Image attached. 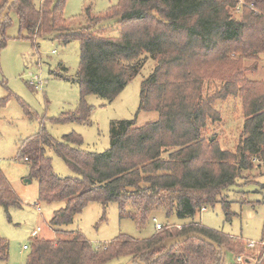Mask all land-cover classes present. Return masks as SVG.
I'll return each instance as SVG.
<instances>
[{
	"label": "trees",
	"instance_id": "trees-1",
	"mask_svg": "<svg viewBox=\"0 0 264 264\" xmlns=\"http://www.w3.org/2000/svg\"><path fill=\"white\" fill-rule=\"evenodd\" d=\"M66 2L43 0L38 7L35 0H16L12 8L27 40L56 35L64 45L80 43V71L72 79L80 87L78 109L52 123L89 124L92 108L86 97L114 101L149 56L156 67L142 83L138 114L155 112L159 117L142 127L136 119L115 121L104 153L81 149L83 140L74 133L54 141L44 129L25 141L20 158L29 165L30 179L39 182V201L65 203L51 225L72 224L90 203L104 209L117 204L120 218L131 219L141 229L157 211L168 216L176 212L188 223L180 229L162 225L145 240L121 236L100 248L81 233L61 240L35 237L26 264H108L121 257L132 264H221L228 253L243 254L248 243L206 228L195 217L203 207L220 203L230 222L235 214L225 193L257 161L264 163V80H250L246 73L256 72V66H245L264 54V0H120L104 14L87 9L88 25L78 30L64 16ZM7 4L0 0V21ZM110 20L117 21L119 37L92 33ZM10 25L8 16L0 29ZM211 83L220 89L208 95ZM230 98L241 101L244 122L236 149L224 150L206 132L221 120L216 103ZM48 151L77 177L56 176ZM0 205L7 211L21 207L1 172ZM189 233L204 235L219 247L190 238L167 253L169 239ZM8 252V243L0 237V260H8Z\"/></svg>",
	"mask_w": 264,
	"mask_h": 264
},
{
	"label": "rangeland",
	"instance_id": "rangeland-1",
	"mask_svg": "<svg viewBox=\"0 0 264 264\" xmlns=\"http://www.w3.org/2000/svg\"><path fill=\"white\" fill-rule=\"evenodd\" d=\"M42 1L35 0V3L40 7ZM119 1L67 0L64 16L71 28L78 30L88 25L87 9H91L94 15L104 14ZM9 16L11 25L5 30L0 29V172L7 179L21 207H11L7 211L0 205V237L9 247L8 260H0V264H26L30 251L25 246L29 247L35 237L61 240L81 233L94 248H100L121 236L134 240L152 237L157 232L154 219L165 226H180L179 229L187 224L188 221L180 220L176 212L168 216L163 211H157L141 229L131 219L120 218L117 204L104 209L99 203H90L72 224L61 228L51 225L54 213L64 208L65 203L39 201V182L36 178L30 179L29 165L20 158L23 143L45 129L54 141H61L64 136L74 133L83 140L81 149L104 153L110 148L111 126L115 121L136 119L138 127L157 121L159 116L155 112L138 114L142 83L153 73L156 62L150 56L146 58L140 74L112 102L96 95L87 96V104L92 108L89 124H53L52 119L78 109L80 87L72 79L77 78L80 71V43L64 45L56 35L39 37L32 42L26 39L25 32L20 31L17 11L11 10ZM234 16L240 18L237 12H234ZM116 22L110 20L100 24L92 33L117 38L120 29ZM245 66H256V72L246 73L250 80H264V54L259 61H247ZM219 86L209 84L207 94L213 95L220 89ZM216 108L221 113V120L209 125L206 137L218 141L224 150H235L244 122L241 101L236 98L218 101ZM47 155L52 159L56 176L62 179L77 177L54 152L48 151ZM225 195L232 202L231 212L235 214L230 222L226 221L220 203L198 212L195 222L246 243L262 242L264 163L257 161L256 167L245 172L243 179ZM238 258H243L244 263H238ZM129 263V258L121 257L108 264ZM225 264H264V247H247L237 257L228 253Z\"/></svg>",
	"mask_w": 264,
	"mask_h": 264
},
{
	"label": "water",
	"instance_id": "water-1",
	"mask_svg": "<svg viewBox=\"0 0 264 264\" xmlns=\"http://www.w3.org/2000/svg\"><path fill=\"white\" fill-rule=\"evenodd\" d=\"M15 1L16 0H8V4L3 12V15H2V19L0 21V25L1 23H3L5 21V19L9 16L14 4H15ZM190 238H196V239H199L201 241H204L216 248H218V244L214 243L213 241L209 240L207 237H205L204 235H201V234H197V233H189V234H186L184 236H180V237H177V238H171L169 239L167 242H166V246H167V253L170 252L172 250V248L180 245V244H183L185 241H187L188 239ZM133 262H130L129 264H132ZM221 264H225V255L223 256V259H222V263Z\"/></svg>",
	"mask_w": 264,
	"mask_h": 264
},
{
	"label": "built area",
	"instance_id": "built-area-1",
	"mask_svg": "<svg viewBox=\"0 0 264 264\" xmlns=\"http://www.w3.org/2000/svg\"><path fill=\"white\" fill-rule=\"evenodd\" d=\"M239 2L243 3V0H239ZM237 11L239 12V9H237ZM203 211H206V207L202 209V212ZM154 222L156 223L157 231L161 230L162 229V224L158 223L156 219H154ZM259 245L264 247V241H262L260 243L248 242V248H250V249H255ZM25 249L28 250V246H25ZM237 261H238V263H244L243 258H238Z\"/></svg>",
	"mask_w": 264,
	"mask_h": 264
}]
</instances>
